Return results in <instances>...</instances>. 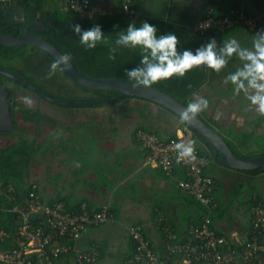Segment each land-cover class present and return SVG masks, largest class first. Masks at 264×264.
<instances>
[{
	"label": "crops",
	"instance_id": "crops-1",
	"mask_svg": "<svg viewBox=\"0 0 264 264\" xmlns=\"http://www.w3.org/2000/svg\"><path fill=\"white\" fill-rule=\"evenodd\" d=\"M91 1L97 10L116 9L113 0ZM212 1L219 2L217 10L224 13L230 2L235 0H169L165 7H158L156 0L154 3L140 0L139 6L140 12L166 19L179 15L185 8L193 12L202 10ZM249 1L257 10H261L259 5L264 3V0ZM259 28H264V21ZM253 35L232 31L215 33L211 38L216 40L219 54L225 40L231 37L238 39L241 48L251 50ZM242 63L233 53L227 58L225 68L215 72L194 92L209 101L208 108L200 115L219 123L221 129L232 128L237 133L254 130L257 135L264 136V116L249 106L243 93L234 94L232 85L224 82L225 76L241 67ZM192 99L193 94L189 102ZM212 108L215 109L212 111ZM44 113L55 123H41L39 135L34 133L33 138L37 137L40 147L29 166L28 182L37 185L41 198L46 202L61 198L70 202L84 200L95 207H107L111 213L105 223L86 228L71 246L95 247L102 264H125L133 251V240L128 234L130 225L140 228L143 239L156 255L165 234V243H180L193 220H200L202 215H196L192 201L177 184L181 179L178 171L166 173L157 166L145 165L148 150L136 138V132L144 130L141 127L145 128L144 131L155 132L162 140H168L172 134L176 136L183 125L173 114L137 97H127L110 106ZM260 120L256 129L255 125ZM235 121H238V128L230 124ZM88 122L92 123L91 128L77 127ZM38 163L40 173L33 171ZM205 172L216 182L212 193L216 203L212 211L213 226L221 234H236L243 239L250 222L249 202L258 191L264 195V174L252 176L212 161L207 164ZM238 183L244 184V190L235 196L234 189ZM257 186L260 187L258 190ZM62 254H73L72 264L75 263V253ZM179 260L181 258L177 256L174 263ZM259 264H264V260Z\"/></svg>",
	"mask_w": 264,
	"mask_h": 264
},
{
	"label": "trees",
	"instance_id": "trees-1",
	"mask_svg": "<svg viewBox=\"0 0 264 264\" xmlns=\"http://www.w3.org/2000/svg\"><path fill=\"white\" fill-rule=\"evenodd\" d=\"M139 1L140 0H131L128 3V6L140 12ZM113 2L116 9L106 11L97 10L93 2L91 0H87V3L83 6V10H93L92 15H87L83 12L74 11L69 4L62 0H0V27L6 26L4 32L20 36L25 31V27L20 22H24L26 24L38 23L42 25L41 29L36 26H30L29 31L50 42L61 53H70L72 56L71 63L82 74L98 79L113 78L127 80L125 76L126 70L142 67L140 64V52L138 49H128L117 46L115 44V39L118 33L124 30L128 23L132 21H135L137 25H139L142 21H148L156 26L158 34L174 32L178 37L177 50L183 51L184 49H189L192 50L193 53L197 47L206 45L215 33L237 31L247 35H253L263 24V22L260 23V25H258L253 31H249L247 28L239 24H235L234 26L228 28L219 26L217 21L224 16H231L230 10L234 8L236 4H239L237 0L230 2L227 11L224 13H220L217 10L219 2L212 1L207 3L202 10L193 12L190 8H185L179 15L171 16L166 19L162 17L155 18L145 12H140L137 17H133L123 10L122 0H113ZM243 4L245 5V10L248 13L259 14L264 10V3L259 5V7L261 6L260 8L262 11L253 7L249 0H246ZM206 21H209V25L203 32L194 29L195 25ZM77 23L81 26L82 30H87L97 24L100 25L106 39L97 44V46L93 49H85L78 42V34L74 33L70 27L71 24ZM113 25H117V27H113ZM110 57L112 58L110 59ZM53 62L54 60L49 55L31 44L16 46L0 45V68L20 76L52 97L67 101H95L103 98H110L119 93L115 90L92 89L80 86L73 82L58 67L57 69L60 70L64 76L79 89V92L75 93L72 97H60L55 93V91H52L50 84L46 79L48 76L51 77L52 75L50 65ZM213 75H215L214 71L204 65H201L195 67L183 77L178 78L174 76L167 80L158 81L152 86L163 90L187 106L191 95L202 85L206 84ZM50 79L53 82L54 77H51ZM0 85L9 90L7 100L9 103L10 113L14 120L13 129L11 131L0 132V136H13L14 132L18 131L16 134L17 137L13 142L0 147V205L4 207L3 209H0V251H3L16 246L15 239L17 227L19 225V220L17 219L16 214L7 210V208H11L14 205H23L24 198L31 187V183L28 182L29 166L40 147L37 137L29 139L22 136V133H26L28 129L25 125L20 126L17 122V118L19 117L24 123H33L35 125L34 133L36 135H39L40 133L41 123L54 124L55 121L46 115L39 107L31 108L26 106L22 101L18 100L15 93L16 91L21 90H19L15 85L25 90H29L40 99L45 100L29 87L1 73ZM63 85L64 84H62L61 87H64ZM126 98L127 97H123L110 102L82 106L81 108L110 106ZM198 116L201 117L203 121L214 127L222 135L232 152L237 156L254 157L264 154V142L262 141L264 140V136L257 135L254 130L250 131V133H237L232 128H219V123H213L211 120L203 118L200 113ZM178 121L181 125H185L179 119ZM260 122L261 120L256 123V129ZM141 128L145 130V128ZM193 135L198 153L206 156L209 159V162L212 161L216 163L217 161L214 159L212 147L210 145L204 146L203 144L204 137L196 131H193ZM174 136L175 134H172L170 138ZM206 167L207 165L203 168L204 174L206 173ZM173 171H178L180 178L186 179L184 168L180 165H176ZM237 171L252 176L264 174V169L261 168ZM213 180L215 189L216 182L214 178ZM259 188L260 187L257 186L256 189L258 190ZM242 190H244V184L238 183L234 189V195L238 196ZM185 195L195 206L196 215L199 214V216H201L208 214L211 221L213 220V209L208 210L192 196L186 193ZM58 200H62L68 205L74 204L76 206H79L82 202H86L84 200L79 202H70L65 198L52 199L49 202H55ZM258 201L264 203V195L259 193V191L256 192L255 197L251 199L249 203L252 205L254 202ZM87 203L90 207H94L96 210H100L102 208L95 207L89 202ZM192 223H196V220H193ZM165 236L162 240L161 247H159V250L156 253V255L160 258L167 256V244H177L176 241H173L176 243H173L172 241V243H165L167 235L165 234ZM187 238L188 234L186 229V237L184 240ZM66 243L72 242L70 241ZM132 245L133 251L130 252L129 257L134 254V242ZM177 256L181 258V260H179L180 262L177 264H184L182 263L183 254L178 252L171 255L169 264H175L174 259ZM73 258V254H62L53 259V264H72ZM19 264H28L27 258Z\"/></svg>",
	"mask_w": 264,
	"mask_h": 264
},
{
	"label": "built area",
	"instance_id": "built-area-1",
	"mask_svg": "<svg viewBox=\"0 0 264 264\" xmlns=\"http://www.w3.org/2000/svg\"><path fill=\"white\" fill-rule=\"evenodd\" d=\"M74 11L92 15V9H84L87 0H62ZM131 0H122L123 10L138 16V11L130 8ZM246 0H237L230 10L231 16H224L217 21L221 27H232L239 24L253 31L264 21V10L259 13H248L243 4ZM209 21L195 25L194 29L203 32ZM136 138L146 148L145 165L157 166L166 173L173 171L176 165L184 168L186 179H179L178 186L186 194L192 196L208 210L214 209L216 203L212 196L214 180L203 173L209 159L198 153L193 131L183 125L177 135L162 140L154 132L138 130ZM194 141L195 160L183 159L176 162L177 143ZM4 207L0 205V209ZM7 210L14 212L19 220L16 234V246L0 251V264H19L27 258L28 264H53V259L62 253L76 254L74 264H102L99 252L95 247L76 248L71 243L77 242L88 227L98 226L109 220L111 213L107 207L96 210L87 202L79 206L68 205L63 201H44L35 183L24 198L23 205H14ZM250 222L244 232L243 239L238 235L219 233L208 214L187 228L188 238L175 245L167 244V256L155 255L149 243L143 239L140 228L136 225L128 227V234L134 242V254L126 259L125 264H169L172 254H183L184 264H259L264 260V203L254 202L250 208ZM66 241V242H65Z\"/></svg>",
	"mask_w": 264,
	"mask_h": 264
},
{
	"label": "clouds",
	"instance_id": "clouds-1",
	"mask_svg": "<svg viewBox=\"0 0 264 264\" xmlns=\"http://www.w3.org/2000/svg\"><path fill=\"white\" fill-rule=\"evenodd\" d=\"M70 27L74 33L78 34V42L85 49H93L106 39L98 24L87 30H82L78 23L71 24ZM115 44L123 48L139 50L142 67L126 70L125 76L127 81L144 87L174 76L183 77L201 65L219 73L225 68L227 58L235 53L243 62L242 66L228 73L224 82L232 85L234 94L243 93L249 106L256 113L264 116V28H259L254 33L251 50L247 47L241 48L238 39L231 37L225 40L218 54L216 40L210 38L206 45L197 47L193 53L189 49L177 50L178 37L174 32L158 34L154 24L142 21L137 25L135 21H132L118 33ZM71 61V54L64 52L50 65V70H56L58 66L70 65ZM22 99L28 106L33 104V100L29 97H22ZM208 106V99L193 93V99L179 113V120L189 122L205 111ZM175 148L177 163L185 158L196 159L194 141L177 143Z\"/></svg>",
	"mask_w": 264,
	"mask_h": 264
},
{
	"label": "water",
	"instance_id": "water-1",
	"mask_svg": "<svg viewBox=\"0 0 264 264\" xmlns=\"http://www.w3.org/2000/svg\"><path fill=\"white\" fill-rule=\"evenodd\" d=\"M25 31L22 35L16 36L15 34H9L4 32L6 26L0 27V45L16 46L23 44H31L49 55L54 61L59 59V55L62 54L54 45L45 40L44 38L29 31L30 26H36L41 29L42 25L38 23L20 22ZM73 82L80 86L92 88V89H105L115 90L119 93L116 96L110 98H103L95 101H67L43 92L35 85L29 83L20 76L0 68V73L29 87L31 90L39 94L43 99L65 107H82L88 105H95L103 102H110L123 97H137L144 100H148L167 110L179 119V113L186 108V105L175 99L170 94L158 89L154 86H137L127 80L123 79H98L91 78L80 71H78L72 63L67 66H58ZM9 90L0 85V132L11 131L14 126V120L9 110L8 98ZM191 130L198 132L204 137V144L210 145L213 150L214 159L229 168L235 170H253L256 168L264 169V154L254 157H239L232 152L222 135L207 122L203 121L198 115L189 122H183Z\"/></svg>",
	"mask_w": 264,
	"mask_h": 264
},
{
	"label": "rangeland",
	"instance_id": "rangeland-1",
	"mask_svg": "<svg viewBox=\"0 0 264 264\" xmlns=\"http://www.w3.org/2000/svg\"><path fill=\"white\" fill-rule=\"evenodd\" d=\"M149 1H150V3H154L155 2V0H149ZM168 3H169V0H156V4L158 5V7H161V6L165 7ZM103 10H105V9H103ZM51 73H52L51 77H54L53 82L51 81V79H50L51 77L50 76H48L46 79L48 80V82L50 84V88L52 89V91L53 92L55 91V93L58 96L63 97V98H69V97L74 96L75 93L79 92V89L69 79H67L60 70H58V69L52 70ZM62 84H64L63 86L64 87L66 86V87L65 88L61 87ZM15 86L19 90L22 91V92L21 91H16V93H15L19 101H22L24 103L22 97H29V98H31L33 100V104L31 106H29V107H31V108L39 107L42 111L47 112L49 114H51V113L53 114V113H57V112L59 113L60 111L61 112L62 111H66L67 112L68 110H71V109H74V108H79V109H85L86 108V107H84V108H81V107L72 108V107L59 106V105L50 103V102H48L46 100L40 99L37 95H35L34 93H32L29 90H25V89H23V88H21V87H19L17 85H15ZM25 105L28 106L27 104H25ZM213 109H215V108H212L211 110L213 111ZM221 111L224 112L223 109H221ZM54 115L56 116V114H54ZM17 122L19 123L20 126H22V125L27 126L28 131L26 133H22V136L27 137L29 139H31V138H33L35 136V134H34L35 125L33 123H24L19 117L17 118ZM223 122H225V124H228L227 121H223ZM230 124L232 126L234 125L235 128H238V126H237L238 121H235L234 123L230 122ZM91 125H92V123L88 122V123L81 124V125H79L77 127L80 128V129L81 128L82 129L83 128L87 129V128H91ZM80 129H78V130H80ZM17 132L18 131H15L13 136H3V135L0 136V147L6 145L8 143L13 142L16 139V137H17V135H16ZM57 134L58 133H56L54 135V138L57 137ZM262 134L264 135V131H263ZM38 139L40 140V138H38ZM262 141L264 142V140H262ZM38 158H39V156H38ZM39 167H40V165L38 163L37 165L34 166L33 171L36 172V173H40V168ZM37 175L38 174H36L35 176H37Z\"/></svg>",
	"mask_w": 264,
	"mask_h": 264
}]
</instances>
